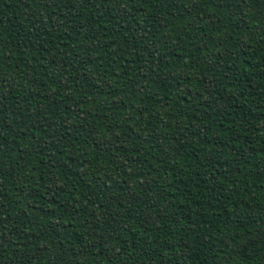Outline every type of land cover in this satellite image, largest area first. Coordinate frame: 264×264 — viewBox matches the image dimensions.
Here are the masks:
<instances>
[{
	"label": "trees",
	"instance_id": "1",
	"mask_svg": "<svg viewBox=\"0 0 264 264\" xmlns=\"http://www.w3.org/2000/svg\"><path fill=\"white\" fill-rule=\"evenodd\" d=\"M0 264H264V0H0Z\"/></svg>",
	"mask_w": 264,
	"mask_h": 264
}]
</instances>
